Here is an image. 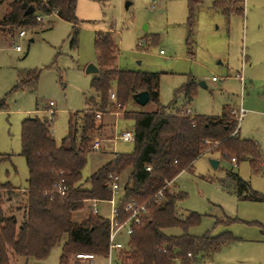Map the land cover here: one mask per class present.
<instances>
[{
	"label": "rangeland",
	"instance_id": "rangeland-1",
	"mask_svg": "<svg viewBox=\"0 0 264 264\" xmlns=\"http://www.w3.org/2000/svg\"><path fill=\"white\" fill-rule=\"evenodd\" d=\"M218 1L230 6L229 0H78L76 16L80 22L74 45L73 24L56 13L45 15L44 22L24 27L25 37L17 32L13 39H2L0 100L5 98L6 107L0 111V152L11 156L0 163V181L23 189L29 186V169L21 153L22 121L26 117H48L43 110L49 101H54L56 113L50 125L54 138L60 142L69 132L70 115L83 111L86 98L95 95L91 81L97 73H87L86 68L91 63L98 65V31L115 32L120 68L160 74V102L166 111L175 113L184 106L200 114L221 115L227 106L235 109L242 95L240 83L233 76L253 63V76L257 80L264 77V0H240L244 11L228 14L216 6ZM6 5L1 4V14ZM18 44L20 51L15 48ZM34 69L40 72L36 90L12 91L19 76ZM213 77L219 80L214 81ZM188 82L195 84L193 98L178 92ZM114 88L115 85L111 92ZM128 109L149 111L155 105L132 102ZM123 114L119 111L104 116L112 132L96 136L105 139L104 150L91 151L83 170L84 179L116 153L109 140L115 137V122L118 134L133 127L132 119L118 118ZM133 148V142L115 143L118 152L130 153ZM211 158L220 161L217 168L211 165ZM228 170L250 181L263 199L240 200L234 186L224 187L220 179ZM175 183L178 190L187 193L179 202L180 214H202L201 223L190 229L191 234L198 236L211 230L215 236L228 230L237 238L199 264H264V170L254 173L248 160L235 164L232 159L210 152L199 157L192 170L182 171ZM98 208L101 215L110 218L107 201H101ZM227 217L233 220L227 222ZM172 231L181 233L179 229ZM65 240L66 237L44 259L16 256L14 262L59 264ZM118 240L126 243L129 238L122 233ZM118 252L111 258H98L97 263L118 264ZM70 264L80 262L73 259Z\"/></svg>",
	"mask_w": 264,
	"mask_h": 264
},
{
	"label": "trees",
	"instance_id": "trees-1",
	"mask_svg": "<svg viewBox=\"0 0 264 264\" xmlns=\"http://www.w3.org/2000/svg\"><path fill=\"white\" fill-rule=\"evenodd\" d=\"M77 1H8L5 11L0 13V41L13 39L19 30L37 24V13H56L73 24L74 45L80 22L76 16ZM229 1V7L223 1H218L216 6L226 14L244 11L240 0ZM30 6L35 7V12L26 14ZM190 13H193L192 5ZM114 33H96L99 71L91 81L95 95L86 98L83 111L70 115L69 132L60 142L52 134L50 120L29 116L22 121L21 153L29 169V186L22 189L0 181V264H15L16 256L44 259L65 237L59 264H70L76 260V254L83 252L94 253L98 258L108 256L110 221L92 212L91 201L111 198L109 185L113 175L122 178L117 202L120 220L129 216L125 210L129 202L147 203L148 207V216L134 226L126 247L118 252V264H174L176 259L181 264H199L237 239L229 231L215 236L211 230L199 236L191 234L190 229L201 223L202 214L193 211L183 217L179 202L187 193L167 183L182 171L192 170L195 161L210 152L228 160L235 157L237 164L248 160L252 171L258 173L263 170L264 162L259 143L240 137L239 120L232 107L227 106L217 116L194 114L192 117L181 110L166 111L160 102V74L120 68L117 64L120 49ZM39 76V70L24 71L12 91H35ZM114 85L117 102L110 98ZM144 90L150 94L147 104L153 103L155 109H128L130 103H135L133 95ZM178 92L193 98L195 84L188 82ZM5 107L4 98L0 100V111ZM119 111H123L124 119L134 121L133 151L116 152L84 179L83 170L95 137L112 132L104 116ZM10 156L0 152V163ZM61 178L67 186L65 196L53 191ZM220 182L224 187L233 185L240 200L263 199L252 189L250 181L237 172L228 170ZM160 190L164 195L161 199L155 196ZM232 220L227 217L226 221ZM172 229L181 233H170Z\"/></svg>",
	"mask_w": 264,
	"mask_h": 264
},
{
	"label": "built area",
	"instance_id": "built-area-1",
	"mask_svg": "<svg viewBox=\"0 0 264 264\" xmlns=\"http://www.w3.org/2000/svg\"><path fill=\"white\" fill-rule=\"evenodd\" d=\"M45 15L44 14H37L36 15V21L37 22H44ZM27 35V31L25 29H21L19 31L20 37H25ZM15 48L17 50H21V45H16ZM164 51L161 50V53ZM237 77L240 79H243V74L239 73L237 74ZM214 80H217V77H213ZM110 98L113 102H117L116 100V92L112 91L110 94ZM54 101H49L47 105L46 112L48 113V119L52 120V117L55 115L56 110L54 109L55 106ZM120 105V104H118ZM182 113L189 116H194L192 110L190 108L181 109ZM236 114L240 123V120L245 114V110L240 107L238 110H236ZM100 117V114H98ZM115 140H122L126 142H133L134 140V132L132 129H126L122 131L120 134L116 133ZM105 139L96 137L91 145V151H99L103 147V142ZM233 163H237V160L235 157L232 158ZM150 169V167H148ZM172 184V181H169L167 183V186H170ZM110 191H111V198L107 200V202L110 205V236H109V258H111V255L116 252L120 251L121 249L125 248L127 243H123L122 241L118 240V236L125 232L128 237L131 236L134 226L141 224L145 218L148 216V207L147 203L144 204H137L136 202L132 201L129 202L125 206V210L129 212V216L125 220H120V214L119 209L117 207V202L121 194L122 189V178L120 175H113L112 180L110 182ZM53 191L58 192L61 196H65L67 192V186L65 184V179L61 178L53 188ZM157 198L161 199L163 198V191L160 190L156 195ZM100 201L97 199H93L91 201V209L94 214H99V208L98 203ZM191 255V253H189ZM97 255L90 252H83L76 254V260L80 262V264H98L97 263ZM174 264H181L179 259L175 260Z\"/></svg>",
	"mask_w": 264,
	"mask_h": 264
},
{
	"label": "crops",
	"instance_id": "crops-1",
	"mask_svg": "<svg viewBox=\"0 0 264 264\" xmlns=\"http://www.w3.org/2000/svg\"><path fill=\"white\" fill-rule=\"evenodd\" d=\"M8 1L9 0H6L3 3H0V6H1V4H6ZM37 14H39V13H37ZM110 31H112V30H110ZM118 45H119V43H118ZM243 66H244V63H243ZM244 68H245V66H244ZM244 68H242L239 72H237L233 76L240 83L241 95H242L239 105H236L238 108L235 107V109L238 110L240 107H242L245 110V114L242 117V119L240 120L238 133L242 139H254V140H256L259 143V145L262 149L263 155H264V77L262 76L263 79L257 80V78L255 76H253L254 74H252V73H253V71L256 70V69L253 70V68H254L253 63H250L249 67H247L245 69ZM239 73L243 74V79H240L239 77H237V74H239ZM218 80L219 79L214 80V81H218ZM257 81H260V82L258 83ZM202 85L205 86V82L202 81ZM114 91H115V88H114ZM135 104H137V103L135 102ZM229 107H231V106H229ZM185 108H187V107L183 106V107L177 109L176 112L181 110V109H185ZM46 109L43 110V113H46ZM152 110H149V111H152ZM192 112H193V114H200L194 110H192ZM205 115H209V114H205ZM211 116H217V115H211ZM43 118H46V120H50V119H48V117H43ZM118 118H123V117H118ZM50 121H53V120H50ZM114 127H115L114 130H115V134H116L117 133L116 122H115ZM109 140L112 142L111 146L114 145V146H112V149L114 148V151L118 152L115 149V143L118 140H115L114 137L110 138ZM103 150H104V144H103L102 149L99 151H103ZM108 150L110 151V149H108ZM3 154H5V153H3ZM219 163H220V161H219ZM262 166H263V170H264V162L262 163ZM176 178L172 181L171 186L174 189L178 190L179 188L175 183ZM99 214H100V211H99ZM226 231H228V230H226ZM169 232L174 233V234H179V233L172 231V230H169Z\"/></svg>",
	"mask_w": 264,
	"mask_h": 264
},
{
	"label": "water",
	"instance_id": "water-1",
	"mask_svg": "<svg viewBox=\"0 0 264 264\" xmlns=\"http://www.w3.org/2000/svg\"><path fill=\"white\" fill-rule=\"evenodd\" d=\"M34 12H35V7L30 6L25 13L31 14ZM98 71H99V67L93 63L89 64L86 68L87 73H98ZM201 84H202V82H201ZM133 99L137 104L144 106L149 102V99H150L149 91H147V90L140 91L137 94L133 95ZM210 163L214 168H217L219 165V160L216 158H211Z\"/></svg>",
	"mask_w": 264,
	"mask_h": 264
}]
</instances>
